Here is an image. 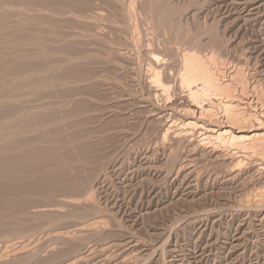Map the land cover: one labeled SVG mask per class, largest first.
Segmentation results:
<instances>
[{
  "label": "rangeland",
  "instance_id": "1",
  "mask_svg": "<svg viewBox=\"0 0 264 264\" xmlns=\"http://www.w3.org/2000/svg\"><path fill=\"white\" fill-rule=\"evenodd\" d=\"M29 1L0 0V264H264V138L201 129L264 124V0Z\"/></svg>",
  "mask_w": 264,
  "mask_h": 264
},
{
  "label": "bare ground",
  "instance_id": "2",
  "mask_svg": "<svg viewBox=\"0 0 264 264\" xmlns=\"http://www.w3.org/2000/svg\"><path fill=\"white\" fill-rule=\"evenodd\" d=\"M32 2H30L29 1V3H33V0H31ZM35 1V0H34ZM39 0H37V2H38ZM7 2V1H6ZM8 2H9V0H8ZM12 2V1H11ZM12 5V4H11ZM110 11V10H109ZM138 27V26H137ZM97 28V27H96ZM130 33V32H129ZM181 41V40H180ZM181 43V42H180ZM136 44V43H135ZM170 44H171V42H170ZM145 45V44H144ZM170 48V47H169ZM144 49V48H143ZM12 51V50H11ZM141 51V50H140ZM184 54V53H183ZM2 55V54H1ZM187 55V54H186ZM185 55V56H186ZM4 56V55H3ZM153 56V55H152ZM151 56V57H152ZM184 56V57H185ZM191 55H188V56H186V68L184 69V77H182V80H183V84H185V85H187L189 88H190V92H189V94H190V96L189 97H191L192 99H193V97H194V99L196 98H200L201 96H211V95H213V90L215 89H217V91H219L218 90V88H220L221 87V85H220V87L218 86V84H219V82H215V79H219V78H215L214 76V74L212 73V72H214V70L212 71V70H210V69H208L207 67H205L206 65H203V64H205V63H201L200 61H198L197 59H195V57L193 58V57H190ZM150 57V58H151ZM201 58V57H200ZM172 59V58H171ZM5 60V59H4ZM4 60H3V62H4ZM151 60V59H150ZM179 60H181V59H179ZM147 61V60H146ZM152 61V60H151ZM153 61H155L154 59H153ZM177 62V61H176ZM155 63H157L156 61H155ZM48 64V63H47ZM154 64V63H153ZM160 64V63H159ZM185 64V63H184ZM152 65V64H151ZM183 66V65H182ZM151 67V66H150ZM169 67V66H168ZM173 67V66H172ZM184 67H185V65H184ZM152 69H154V68H152ZM216 69V68H215ZM149 70H151L150 68H149ZM158 69H156L155 71H157ZM162 70V69H161ZM183 70V69H182ZM181 70V71H182ZM239 70V69H238ZM146 71V70H145ZM159 71V70H158ZM212 71V72H211ZM219 71V70H218ZM148 72V71H147ZM151 72V71H150ZM166 72V71H165ZM180 72V71H179ZM224 72V71H223ZM241 72V71H240ZM159 73V72H158ZM161 73V72H160ZM159 73V74H160ZM219 73V72H218ZM230 73V72H229ZM234 73V72H233ZM158 74V75H159ZM182 74V73H181ZM220 74V73H219ZM241 74V73H240ZM225 75V74H224ZM154 76H155V79H156V77H158V76H156L155 74H154ZM160 76V75H159ZM230 76H232V75H230ZM152 77V76H151ZM148 78H150V77H148ZM161 78H162V74H161ZM225 78V77H224ZM231 78H233V76L231 77ZM240 78H241V76H240ZM243 78V77H242ZM246 78V77H245ZM145 79V78H144ZM154 79V80H155ZM158 79H159V77H158ZM234 79V78H233ZM238 79H239V77H238ZM161 80V79H160ZM160 80L158 81L157 80V82L159 83L160 82ZM178 80H179V78H178ZM217 81H219V80H217ZM245 81V80H244ZM156 82V83H157ZM177 82V81H176ZM198 82H202L201 83V87H199V86H196L195 88H193L194 86L193 85H195L196 83H198ZM148 83V82H147ZM182 83V82H181ZM221 83V82H220ZM228 83V82H227ZM226 83V84H227ZM146 84V83H145ZM160 84V83H159ZM162 84V83H161ZM223 84V83H222ZM230 84V83H229ZM240 84H242V83H240ZM197 85V84H196ZM2 86V85H1ZM150 86H151V84H150ZM184 86V85H183ZM227 86V85H226ZM164 87V86H163ZM228 87H229V85H228ZM231 87V86H230ZM256 87V86H255ZM6 88H7V86H6ZM11 88V87H10ZM10 88H8L9 90H10ZM151 88V87H150ZM160 88V87H159ZM183 88V87H182ZM185 88V87H184ZM188 88V89H189ZM223 88H224V86H223ZM12 89V88H11ZM162 89V88H161ZM166 89H168V88H166ZM186 89V88H185ZM247 89H249V88H247ZM1 90V89H0ZM164 89H162V91H163ZM5 91V90H4ZM6 91H7V89H6ZM11 91V90H10ZM9 91V92H10ZM14 91V90H13ZM13 91H12V93H10V94H16L15 92L13 93ZM166 91V90H165ZM217 91H214L215 93L214 94H216V92ZM156 92H158L157 90H156ZM246 92V91H245ZM257 93V92H256ZM5 94H6V92H5ZM4 94V95H5ZM157 94V93H156ZM184 94V93H183ZM188 94V95H189ZM242 94H243V92H242ZM245 94V93H244ZM3 95V94H2ZM9 94H7L6 96H8ZM217 95V94H216ZM250 95V94H249ZM1 96V95H0ZM10 96V95H9ZM12 96V95H11ZM13 96H15V95H13ZM159 97V96H158ZM2 99L3 98H5V97H1ZM0 98V99H1ZM7 98V97H6ZM5 98V99H6ZM13 98H15V97H13ZM26 98V97H25ZM202 98V97H201ZM1 99V100H2ZM4 99V100H5ZM8 99V98H7ZM10 99V98H9ZM16 99V98H15ZM192 99H190V113L192 112L193 114H197V113H199V112H201V114L203 115L204 113H208V109H205V108H203V106L200 108L198 105H196L195 103H198V102H196V101H192ZM156 100H157V97H156ZM208 100H210V99H208ZM3 101V100H2ZM7 101H9V100H7ZM4 102V101H3ZM6 102V101H5ZM10 102V101H9ZM23 102V101H22ZM33 102V101H32ZM189 102V101H188ZM222 102V101H221ZM24 103V102H23ZM6 104H8L9 105V103H6ZM12 104H14V103H12ZM227 105H226V108H228V112H229V110H230V106H228V102L226 103ZM212 106H211V109L214 107V105H213V103L211 104ZM230 105V104H229ZM25 106V105H24ZM222 106V105H221ZM14 108V107H13ZM7 109V108H6ZM17 109V108H16ZM22 109H26V108H22ZM231 109H232V107H231ZM9 109H7V111H8ZM14 110V109H13ZM18 110V109H17ZM16 110V111H17ZM29 110V109H28ZM11 111V110H10ZM226 111V112H227ZM233 111V110H232ZM2 112V111H1ZM5 112V111H4ZM24 112V111H23ZM28 112V111H27ZM234 112V111H233ZM18 113V112H17ZM25 113V112H24ZM22 114L20 113V116H21ZM25 115V114H24ZM19 116V117H20ZM27 116H30L29 114H27ZM232 116H229V120H231L230 118H231ZM251 117H253L254 118V116H251ZM21 118V117H20ZM19 118V119H20ZM25 118V117H24ZM215 118V117H214ZM233 119H234V117H232ZM26 119V118H25ZM212 119V118H211ZM255 119H257V118H255ZM216 120V119H215ZM224 120V119H223ZM242 120H243V118H242ZM246 120H248V119H246ZM249 120H250V117H249ZM248 120V122H250ZM10 121V120H9ZM19 121V120H18ZM220 121V120H219ZM233 121V120H232ZM232 121H230V123L232 122ZM245 121V120H244ZM257 121H260V120H257ZM11 122V121H10ZM220 122H222V121H220ZM234 122H235V120H234ZM234 122H232V123H234ZM210 123V122H209ZM261 124V122H258V124ZM4 124V123H3ZM10 123H8V125H9ZM191 124V123H190ZM195 124V123H194ZM208 124V123H207ZM218 124V123H217ZM217 124H215V125H217ZM234 124H236V122L234 123ZM243 124V123H242ZM259 124V126H257V127H255L254 129H252V130H250L249 132H245V131H243L241 128L240 129H238V130H236V131H234V129L232 130V128H230V127H223V126H221V127H206L205 126V128H201L202 129V131L204 132V134H203V136H205L202 140L203 141H207V140H209V141H222V142H224V143H226V144H228V145H236L237 143H239L240 141H242V142H244V143H253V142H259L258 140H261V141H263V139L262 138H264V124H261L260 125ZM16 125V124H15ZM210 125V124H209ZM238 125V124H237ZM236 125V126H237ZM241 125V124H240ZM253 125V124H252ZM22 126V125H21ZM199 126V125H198ZM208 126V125H207ZM230 126V125H229ZM19 127V126H18ZM252 127V126H251ZM9 128H12L13 129V127H9ZM253 128V127H252ZM171 129V126H167L166 127V130H165V132L166 133H168L169 132V130ZM8 131V130H7ZM12 133V132H11ZM80 134V133H79ZM182 134V133H181ZM186 134V133H185ZM11 137V136H10ZM167 138V137H166ZM190 138V137H189ZM83 141V140H82ZM214 141V142H215ZM200 142H202V141H200ZM203 143V142H202ZM201 143V144H202ZM205 144V143H204ZM199 145V144H198ZM203 145V144H202ZM216 147V146H215ZM4 149V148H3ZM6 149V148H5ZM7 150V149H6ZM39 150V149H38ZM5 151V150H4ZM9 153V152H8ZM0 154H2V153H0ZM5 154H7V152H5L4 153V155ZM11 155V154H10ZM22 155V154H21ZM31 156H33V154H30ZM36 155V154H35ZM2 156V155H1ZM0 156V157H1ZM7 156H8V154H7ZM27 156H29V154L27 155ZM5 158H6V156H4ZM9 157V156H8ZM8 157H7V159H8ZM24 157V156H23ZM22 157V158H23ZM5 158H2V160L4 159L5 160ZM10 158V157H9ZM17 159V156H15V157H13V159ZM20 158V157H19ZM22 158H20V159H22ZM33 159H34V157H32ZM7 159H6V161L4 162V164L5 163H7ZM11 159H12V157H11ZM12 159V160H13ZM16 159L15 160H13L14 162H16ZM19 159V160H20ZM24 159V158H23ZM25 159H27V158H25ZM28 159H29V157H28ZM30 159H31V157H30ZM9 161L8 162H10V163H7L8 165L9 164H13L12 163V160H10V159H8ZM1 161V160H0ZM22 161V160H21ZM21 161H17L18 162V164H20L21 163ZM25 161V160H24ZM45 161V160H44ZM53 161V160H52ZM2 162V161H1ZM16 162V163H17ZM20 162V163H19ZM30 162H31V160H30ZM1 164H3V163H1ZM44 164V163H43ZM49 164V163H48ZM8 165H4L5 166V168H7V167H10V166H8ZM14 165H17V164H15L14 163ZM12 166L13 168L14 167H16V166ZM21 165V164H20ZM20 165H18V166H20ZM23 165V164H22ZM21 165V166H22ZM3 166V167H4ZM2 167V168H3ZM50 167V166H49ZM21 167H19V169H20ZM18 167L16 168V169H14V172H17L18 170ZM22 169V170H21ZM20 170L21 171H23L24 169L23 168H21ZM26 169H27V167H26ZM2 169L0 168V171H1ZM13 169H11L10 171H8V168L6 169V171H8V172H13L12 171ZM17 170V171H16ZM21 171H18V172H21ZM5 172V171H4ZM8 172L6 173V174H8ZM13 172V173H14ZM31 172H33V171H31ZM13 173H11V174H13ZM26 173V172H25ZM1 174V173H0ZM3 174V173H2ZM14 174H16V173H14ZM24 174V173H23ZM30 174V173H29ZM38 174V173H37ZM37 174H32V176L33 175H36V176H38L39 177V175H37ZM9 175V174H8ZM7 175V176H8ZM22 175V174H21ZM26 175V174H25ZM3 176H5L4 174H3ZM10 176V175H9ZM8 176V178H7V180H10V181H6V184L7 183H9V185L8 186H11V176L9 177ZM17 176V175H16ZM35 176V177H36ZM23 177V176H22ZM26 177H28V176H26ZM34 177V176H33ZM34 177V178H35ZM10 178V179H9ZM13 178H14V176H13ZM21 178V177H20ZM25 178V177H24ZM31 178V177H30ZM37 178V177H36ZM4 179H6V178H4ZM19 179V178H18ZM23 179V178H22ZM38 179V178H37ZM19 180H21V179H19ZM25 180V179H24ZM41 180V179H40ZM4 180H3V183L5 182ZM13 181H14V183L16 184V181H18L17 180V177L15 178V180L13 179ZM23 181V180H22ZM27 181V180H26ZM35 181H36V188H39V189H37V190H40L39 192H42L41 190H43V189H40V187H42L41 185V183L40 182H42V181H40L39 183V187H37L38 186V180H36L35 179ZM46 182V181H45ZM18 183V182H17ZM23 182H19L18 184H17V186L20 184V186H21V184H22ZM70 183V182H69ZM2 184V183H1ZM35 184V183H34ZM43 184H45L44 183V181H43ZM47 184H49V183H47ZM47 184H45V185H47ZM6 185V186H7ZM13 185V184H12ZM23 185V184H22ZM30 185V184H29ZM4 185L2 184V187H3ZM6 186H4L3 188H6ZM7 186V187H8ZM16 186V185H15ZM23 186H26L25 184L23 185ZM27 186H28V184H27ZM26 186V187H27ZM35 186V185H34ZM44 186V185H43ZM51 186V185H50ZM1 187V186H0ZM1 187V188H2ZM12 187V186H11ZM13 187H14V185H13ZM22 187V186H21ZM26 187H22L21 189L19 188L18 189V191H20L21 190V193H22V190L23 189H25ZM31 187V186H30ZM47 187V186H46ZM46 187H45V189H46ZM62 187V186H61ZM60 187V188H61ZM0 188V189H1ZM9 188V187H8ZM8 188H6V189H8ZM29 188V187H28ZM28 188H27V190H28ZM43 188V187H42ZM48 188V187H47ZM49 188H51V187H49ZM6 189H4V190H6ZM11 189V190H10ZM13 188H9L8 190H10V191H13L14 192V189L12 190ZM44 189V190H45ZM3 190V189H2ZM1 190V191H2ZM48 190V189H47ZM51 190V189H50ZM7 191V190H6ZM16 191H17V187H16ZM30 191V190H29ZM36 191V190H35ZM9 192V191H8ZM12 192V195L14 194ZM31 192H33V190L31 191ZM1 193H4L5 195H6V193H5V191L4 192H1ZM1 193H0V196H1ZM11 193V192H10ZM10 193H7L8 194V196H9V194ZM18 193V195H19V193L20 192H17ZM23 193H25V192H23ZM44 193V192H43ZM4 194H2L3 195V198H4ZM27 194V193H26ZM31 194V193H30ZM39 194V193H38ZM14 195H17L16 193L14 194ZM13 195V196H14ZM28 195V194H27ZM27 195H25V197H27ZM21 196H22V198H21ZM21 196H19V198L22 200L23 199V194H21ZM3 198H1L0 199V202L1 203H3L1 200L3 199ZM5 198L7 199V195L5 196ZM9 198H10V196H9ZM8 198V199H9ZM14 198H15V196H14ZM14 198H12V199H14ZM29 198H30V195H29ZM7 199V200H8ZM18 199V198H17ZM17 199H14L16 202H17ZM20 199H18V200H20ZM25 199V198H24ZM65 199V198H64ZM5 200V199H4ZM6 200V201H7ZM13 200V201H14ZM10 201L12 202H10V204H13V201L10 199ZM31 201V200H30ZM70 201V200H69ZM8 202V201H7ZM21 202V201H20ZM23 202V201H22ZM21 202V203H22ZM33 202V201H32ZM5 203V202H4ZM27 203V202H26ZM26 203H25V205H26ZM8 204V203H7ZM7 204H5L7 207H8V205ZM15 204V203H14ZM61 204V203H60ZM75 204V203H74ZM2 205V204H1ZM22 205V204H21ZM23 206V205H22ZM1 207V206H0ZM2 207H4V209H7V207H5L4 205L2 206ZM17 207V206H16ZM21 207V206H20ZM23 208V207H22ZM1 209V208H0ZM12 209V208H11ZM16 209V208H15ZM59 209V208H58ZM8 210V209H7ZM2 211V212H1ZM1 211H0V213H3V208L1 209ZM6 211V210H5ZM13 211V210H12ZM23 212V211H22ZM6 213V212H5ZM10 213V212H9ZM15 215H16V213H14ZM20 214V213H19ZM24 214V213H23ZM4 215V214H3ZM18 215V214H17ZM0 216H2V215H0ZM17 217V216H16ZM19 217V216H18ZM17 217V218H18ZM24 217V216H23ZM55 217V216H54ZM10 218V217H9ZM16 218V219H17ZM21 218V217H20ZM24 218H26V217H24ZM73 218V217H72ZM2 219V218H1ZM12 219V218H11ZM23 219V218H22ZM29 219V218H28ZM31 219V218H30ZM97 219V218H96ZM14 220V219H13ZM13 220H11V221H13ZM18 220H19V218H18ZM3 221V220H2ZM38 221V220H37ZM40 221V220H39ZM18 222V221H17ZM15 223V222H14ZM0 224H2V223H0ZM37 224H39V223H37ZM4 225V224H3ZM2 226V225H1ZM6 226V225H5ZM29 226V225H28ZM38 226V225H37ZM41 226H43V225H41ZM40 226V227H41ZM4 228V227H3ZM3 228L1 229V230H3ZM5 228H8L7 226L5 227ZM39 229V228H38ZM4 231V230H3ZM10 231V230H9ZM8 231V232H9ZM10 232H12V231H10ZM6 234V233H5ZM8 234V233H7ZM11 234V233H10ZM15 234H16V232H15ZM0 235H1V233H0ZM39 235V234H38ZM2 236V235H1ZM17 236V235H16ZM27 236V235H26ZM77 237V236H76ZM26 238V237H25ZM1 239V238H0ZM2 239H3V237H2ZM19 240V239H18ZM21 240V239H20ZM27 240V239H26ZM46 240V239H45ZM28 241V240H27ZM57 241V240H56ZM7 242V241H6ZM5 242V243H6ZM10 243V242H9ZM22 244V243H21ZM27 248V247H26ZM6 260V259H5Z\"/></svg>",
  "mask_w": 264,
  "mask_h": 264
}]
</instances>
